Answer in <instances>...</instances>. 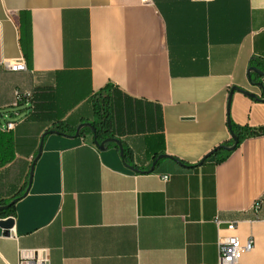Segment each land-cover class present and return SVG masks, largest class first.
<instances>
[{"label":"crops","instance_id":"obj_1","mask_svg":"<svg viewBox=\"0 0 264 264\" xmlns=\"http://www.w3.org/2000/svg\"><path fill=\"white\" fill-rule=\"evenodd\" d=\"M19 61L27 72L5 66ZM251 67L264 72V0H0V130L20 121L24 193L42 136L91 122L88 100L107 85L118 90L113 138L132 155L129 167L93 134H48L0 264L42 250L49 264H218V221L254 242L240 264H264V133L221 149L232 126L264 129V77L252 85ZM234 87L258 100L230 98ZM38 89L53 96L51 115L14 107Z\"/></svg>","mask_w":264,"mask_h":264},{"label":"trees","instance_id":"obj_2","mask_svg":"<svg viewBox=\"0 0 264 264\" xmlns=\"http://www.w3.org/2000/svg\"><path fill=\"white\" fill-rule=\"evenodd\" d=\"M25 58L28 62H30L29 53L25 54ZM261 73L264 74V72ZM249 76H251L253 83H256L257 80L262 78L260 77V75L254 73H250ZM116 91L118 90H116L114 86L107 85L104 89L91 96L88 102H90L93 107V120L91 122H84L82 124L89 123L92 125L93 129H82L80 131V137L93 134V130H95L96 138L100 143L114 137L111 131L113 125V116L116 107L114 106L112 100ZM31 96L32 98L30 104L32 105V109L34 110L32 116H34L35 118H45V116L51 115V109L49 106L53 103V96H47V92L44 90L40 91V89L32 92ZM50 131L57 132L62 136L74 138L77 129L69 130L67 128V125H64L60 122H55L48 132ZM12 132L3 133L0 130V168L10 165L6 170L0 172V194H4V197H10L8 201L0 200L1 207L8 206L13 200L18 199L19 201L24 197V191L26 189L25 185L27 184L21 186V183L23 179H25V176L27 177V175H29V173H26L27 164L24 161L19 159L17 160L15 158L16 152L13 147V138L11 136ZM260 133H264V129L250 130L248 128L235 126H232L231 128V134L239 140L236 148H238L248 136L258 135ZM36 157L34 158V160L36 159ZM122 158L124 162L129 167H131L130 164L132 162V155L128 149L124 148V155ZM14 210L15 205L11 206L8 210L1 211L0 219L12 218L14 216Z\"/></svg>","mask_w":264,"mask_h":264},{"label":"built area","instance_id":"obj_3","mask_svg":"<svg viewBox=\"0 0 264 264\" xmlns=\"http://www.w3.org/2000/svg\"><path fill=\"white\" fill-rule=\"evenodd\" d=\"M192 1H204L209 2L211 0H192ZM6 68L11 72H27L28 68L24 61L19 62H7L5 63ZM31 93H16V102L14 107H19L22 103L26 102L30 104ZM20 121L18 122H7L4 130L7 132H12L16 129ZM168 181V177L163 178ZM263 209V202L260 200L256 202L254 206V211L256 214L261 213ZM219 228V238H218V248H219V263L218 264H240L243 256L251 252L254 248V242L249 240L247 242H242L239 237L234 235L238 228L236 222H230L227 224V231L231 233L229 236H224L222 232V222H217ZM19 264H49L47 251H21L19 254Z\"/></svg>","mask_w":264,"mask_h":264},{"label":"water","instance_id":"obj_4","mask_svg":"<svg viewBox=\"0 0 264 264\" xmlns=\"http://www.w3.org/2000/svg\"><path fill=\"white\" fill-rule=\"evenodd\" d=\"M256 73V74H259L260 77H264V74L259 72L256 68H251L249 70V73ZM249 81L252 85L254 86H257L259 88H262L263 89V85L261 83H253L252 81V78L251 76H249ZM264 90V89H263ZM234 92H241L243 94H245L246 96L250 97V98H253L255 100H258L257 96L255 94H252L250 92H247V91H243L242 89L238 88V87H234L232 90H231V94H230V98L233 96ZM262 102H264V99L261 100ZM230 127H231V124H229ZM84 128H90V129H93L92 128V125L89 124V123H85V124H81L78 128H77V132H76V135H75V138H79L80 137V131ZM48 134H57V135H61L57 132H54V131H50V132H46L43 136H42V140H41V143H40V147H39V152H38V156L36 157V159L34 160L32 166H31V172H30V178H29V188L31 186V182H32V178H33V171H34V167H35V163L37 162V160L39 159L41 153H42V150H43V141H44V138L48 135ZM93 136H94V141H95V145L100 149V150H104L106 148V145L109 144V143H115L119 150H120V153H121V156L123 157L124 155V148H123V145L122 143L115 139V138H110V139H107L105 141H103L102 143H100L97 138H96V135H95V130H93ZM72 138V137H71ZM232 138H233V141H234V145L229 148V147H221V149H224L226 151H233L236 149L237 145H238V142L239 140L234 136L232 135ZM218 151L215 150L213 153H211L209 156H207L201 163L200 165H202L209 157H211L212 155H214L216 152ZM168 156L166 155H163V156H159L157 158V160L153 163V166L150 170V172H153L156 168V165L158 164V162L164 158H167ZM134 170V169H132ZM134 171H138V170H134ZM29 188L27 189V191L25 192L24 196H26L29 192ZM18 202V199H15L11 202L10 205L8 206H4V207H1L0 206V212L1 211H5V210H8L11 206L13 205H16V203ZM14 228V219L13 218H7V219H3V220H0V237H11V231L12 229Z\"/></svg>","mask_w":264,"mask_h":264},{"label":"rangeland","instance_id":"obj_5","mask_svg":"<svg viewBox=\"0 0 264 264\" xmlns=\"http://www.w3.org/2000/svg\"><path fill=\"white\" fill-rule=\"evenodd\" d=\"M4 113H1V115H3ZM4 124H5V122H4Z\"/></svg>","mask_w":264,"mask_h":264}]
</instances>
